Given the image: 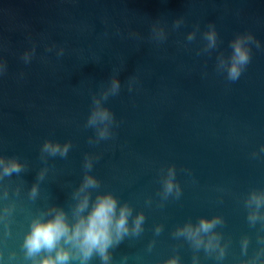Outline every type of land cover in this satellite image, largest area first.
<instances>
[{"label":"water","instance_id":"water-1","mask_svg":"<svg viewBox=\"0 0 264 264\" xmlns=\"http://www.w3.org/2000/svg\"><path fill=\"white\" fill-rule=\"evenodd\" d=\"M248 34L259 47L246 45L250 61L229 80L231 41ZM0 61V158L22 166L7 176L0 164V264L54 257L27 255L33 222L62 210L72 225L106 194L117 216L131 209L107 264H264V0H0ZM113 75L120 90L101 102L113 122L89 127L93 96ZM46 140L67 155L43 152ZM85 176L97 186L81 192ZM201 219L216 223L197 244L184 229ZM60 246L68 264H105Z\"/></svg>","mask_w":264,"mask_h":264},{"label":"clouds","instance_id":"clouds-1","mask_svg":"<svg viewBox=\"0 0 264 264\" xmlns=\"http://www.w3.org/2000/svg\"><path fill=\"white\" fill-rule=\"evenodd\" d=\"M181 20L175 22V26H179ZM152 34L155 39L163 40L166 36L165 29L160 24H153ZM195 38V32H190L187 36L189 41ZM204 38L207 41L209 49L215 48L217 45V33L213 25H209V30L205 32ZM255 42L259 47V42L254 41L251 34L237 35L231 41L232 54L227 61V76L229 80H237L245 66L250 61V48L246 45ZM34 52V49H33ZM33 52H25L23 59L29 62ZM63 49L58 54H62ZM222 64L225 61H221ZM4 70V63L0 61V72ZM120 90V80L117 76L113 75L109 86L102 89L100 94L93 96V108L87 120V126L95 127L97 124H107L113 122L112 112L105 106H102V101L108 99L110 95H116ZM109 136L108 128L98 129V138L107 139ZM69 145L65 144L61 147L58 143H52L46 140L43 144L42 151L55 156L59 154L66 156L68 153ZM0 164H4V175L10 176L13 172L19 173L22 166L15 158H10L5 163L3 158H0ZM91 162L86 163L87 168H91ZM175 175L174 169H169V176ZM97 186V181L92 176H85L84 182L80 191L83 192L88 187ZM174 185L172 180L166 182V191L171 192ZM36 193L35 186L32 190V195ZM257 207L264 200L256 198ZM89 205V195L85 194L77 205V213L83 212ZM117 201L111 194L100 195L88 213L85 216H79L76 222L72 225L66 219L65 213L62 210L56 211L53 218L46 221L37 220L33 222L31 232L26 236L24 246L27 249L28 256H34L41 251H47L49 254L55 251V256H45L39 261V264H68L70 260V251L63 246L58 247L60 242L63 241L66 245H72L79 250L80 259L82 262L91 258L93 253H98L102 261L107 264L109 260L108 248L115 242H119L122 237L128 233V217L131 214V209L126 205L122 206L119 210V215L116 214ZM143 215H139L135 219L134 230L140 231V226L143 221ZM215 220L208 221L201 219L199 227L193 230L191 226H187L184 231L189 238L195 239L197 244L201 241L198 239L199 232H208ZM168 264H176L173 259Z\"/></svg>","mask_w":264,"mask_h":264}]
</instances>
